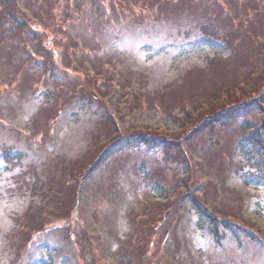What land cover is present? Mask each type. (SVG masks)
<instances>
[{
  "label": "rangeland",
  "instance_id": "obj_1",
  "mask_svg": "<svg viewBox=\"0 0 264 264\" xmlns=\"http://www.w3.org/2000/svg\"><path fill=\"white\" fill-rule=\"evenodd\" d=\"M260 3L234 49L174 26L206 0H0V264H264Z\"/></svg>",
  "mask_w": 264,
  "mask_h": 264
},
{
  "label": "trees",
  "instance_id": "obj_2",
  "mask_svg": "<svg viewBox=\"0 0 264 264\" xmlns=\"http://www.w3.org/2000/svg\"><path fill=\"white\" fill-rule=\"evenodd\" d=\"M240 2V0H233V3L230 4L229 2H227L226 0H224V2L219 1V0H206V4L207 7L206 9L212 8L211 9V13H208L207 16V12L205 9L206 13H201L200 18L196 19V20H192V18H190V16L185 17L184 19H182L178 24H174V26L178 29H180V31L182 32V34L186 35V36H194L196 35L197 32H201L204 34H208L210 36V38H218V40H221L223 42H226L227 44L230 45V47H234V49H238L240 47H246L248 46L251 42H255L257 43V40L259 41L257 36L256 38H253V36H255L257 34V31L254 33L255 30H253V26L255 22H258L257 18H253V19H248L247 18V14L249 15V13H246L249 10H253V11H257L260 10L259 5L260 0H251V6L249 8L245 9L246 4H241L242 7L238 6V3ZM192 7V5H189ZM227 7V8H226ZM193 8V7H192ZM213 10L216 11L215 14L213 13ZM217 12H219V14H217ZM245 12V13H244ZM244 13V14H242ZM170 14L172 16H176V12H170ZM222 15V19L221 16ZM243 15V17H242ZM215 22V23H213ZM220 23L223 24V26L225 28H227V31H223L220 30V33L218 34L217 32H215L218 28H217V24L216 23ZM178 38H175L173 40H177ZM253 39H256L255 41ZM73 42V40H71ZM235 41H237L236 43H234ZM74 43V42H73ZM219 55H215L213 57H210L208 60V65H205L204 67H202V71L207 72L204 75H211L212 77L215 75H217L216 73L220 71V61L218 59ZM255 58H251L253 61H251V59H247L245 61H239V63H237L234 66V70L236 72V74L238 75L239 72H241V74H243L244 71V79L247 81L249 78L252 77L253 74H255V68H258L259 64L260 66L263 65L264 63V56L261 54H255ZM251 61V62H250ZM212 70V71H211ZM194 81L196 82H203V81H198L196 79V77L194 76ZM134 82L137 83V87L139 89V91L141 90V86L138 85L139 83V79L137 77H134L133 74L126 76V80H122V82H126V85L129 84V82ZM185 81V80H184ZM190 82V81H188ZM188 82L185 81V84L188 85ZM191 83V82H190ZM244 85V81L241 82L240 88L243 90V94L244 95H248L249 96V92L247 91V89L243 88ZM203 88H204V92H206V86L205 84H203ZM234 91V89H232L231 87L229 89H227L225 91V95L228 96L230 93H232ZM217 93V92H216ZM215 94V92L213 93ZM149 95V94H148ZM149 98V96H148ZM247 99V98H245ZM241 100L240 102L243 103L244 106H240L239 104H235L240 106L241 108V112L243 111V108H245V104L248 105V103H251V105L253 104V100L251 99H247V100ZM161 101V100H160ZM243 101V102H242ZM188 104V103H187ZM252 107V106H251ZM250 107V108H251ZM184 110V111H183ZM181 112L183 113V116L187 115V112L191 110V106H187L186 109H183ZM231 111V109H225V110H219V112H214L210 117L208 118V120L206 121V124H210V123H214V122H222V116H224V114H228V112ZM107 118V117H106ZM211 118L214 119V122L211 121ZM246 123L248 125H246L244 128L246 129H251L252 133L251 136L252 138H249L250 141L252 142V144L255 146L256 149L264 150V127L262 128V131H257L256 129H254L251 125V123H249L248 121H246ZM242 140H247L246 138L242 139ZM238 196L240 197V199L242 198L239 194ZM204 210V209H203ZM211 211H209L210 213ZM203 218V216H202ZM205 218V217H204ZM206 219V218H205ZM207 221V220H206ZM209 226H211L212 228H216V224H214L213 222H208ZM215 226V227H214ZM239 240V238H238ZM245 253L247 254V251L245 250ZM129 259H131L132 256L126 255ZM133 259H135V257L132 258V262L134 261ZM129 263V262H127Z\"/></svg>",
  "mask_w": 264,
  "mask_h": 264
}]
</instances>
